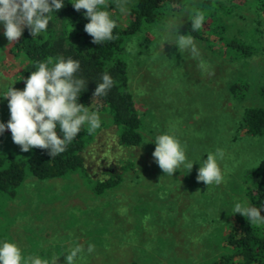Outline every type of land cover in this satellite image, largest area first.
Returning <instances> with one entry per match:
<instances>
[{"label": "rangeland", "instance_id": "1", "mask_svg": "<svg viewBox=\"0 0 264 264\" xmlns=\"http://www.w3.org/2000/svg\"><path fill=\"white\" fill-rule=\"evenodd\" d=\"M190 1L182 15L168 16L165 21H181V34L186 10H197L203 0ZM211 1H221L227 7L237 4L240 8L235 13L253 17L247 3L254 0ZM133 2L129 0L128 11ZM109 8L119 25L128 23V11L120 14L114 3ZM236 24L238 30H244L240 20ZM163 26L152 31L153 42L144 57L134 56L138 35L128 43L132 49L126 60L129 88L137 109L144 113L143 144L132 149L119 147L108 117L99 114L105 126L84 152L86 171L92 179L104 178L108 171H118L121 161H130L133 168L123 174L121 184L96 196L79 175L45 182L27 178L15 196L0 193V240L16 242L23 256L39 255L50 264H65V255L79 246L82 250L76 264H200L218 254L217 237L224 232L234 203H250L244 178L247 171L264 168V136L237 132L241 110L231 107L259 104L257 89L264 83V54L230 65L205 43L195 42L199 55L178 52L175 45L164 44ZM237 29L232 32L237 34ZM3 32L0 25V92L13 83L14 88L23 90L20 58L9 53L14 42L9 44ZM231 72L251 80L248 96L239 105L227 98L224 89ZM7 109L8 100L0 96V122L10 119ZM6 130L8 137L0 150L18 156L27 153ZM56 130L60 131L59 127ZM169 130L186 144L187 155L194 161L217 148L224 151L221 184L198 182L199 164H194L191 172L180 168L173 177L162 172L152 156L155 144L148 142ZM134 197L142 199L148 213L137 209L134 220H124L123 227L111 223L115 220L99 222L101 214L117 202L133 204L137 202ZM260 214L264 216V210ZM89 247L92 252L87 251Z\"/></svg>", "mask_w": 264, "mask_h": 264}, {"label": "trees", "instance_id": "2", "mask_svg": "<svg viewBox=\"0 0 264 264\" xmlns=\"http://www.w3.org/2000/svg\"><path fill=\"white\" fill-rule=\"evenodd\" d=\"M65 0V6L51 14V20L45 32L32 37L27 28L9 49L12 57L20 58L21 73L27 79L39 62L58 56L72 57L80 61V70L76 74L87 81L86 90L81 93L79 103L108 117L109 125L114 128L116 143L124 149H132L143 144L144 120L129 88L127 74L128 43L137 36L135 57L139 59L148 54L152 44V31L163 26L168 16L181 14L191 3L190 0H134L129 9V21L125 26L119 25L113 30L114 39L103 44L92 43V37L84 31L89 21L85 18L86 10L76 11ZM112 7V0H107ZM197 10L203 11L205 21L202 27L191 34L195 42L208 45L211 52L217 53L226 64L245 63L254 56L264 54V0H254L247 6L254 12L253 17L235 13L239 5L227 7L221 1L203 0ZM242 22L243 31L238 30L236 21ZM184 34L191 31L190 21L183 23ZM237 29V34L232 31ZM151 31V32H150ZM151 33V34H150ZM113 77L114 86L106 95L94 97L96 83L101 82L103 73ZM232 76L225 83L227 98L234 104L243 103L248 96L250 79ZM241 74V73H240ZM259 104L251 107L233 106V111H240L237 132L241 130L248 137L264 136V83L257 89ZM6 110V109H5ZM8 112L9 108L7 109ZM232 111V110H231ZM149 114V111H145ZM82 128L77 137L69 142L66 150L51 157L46 149L32 148L24 155H10L0 150V193L15 196L27 178L38 182L63 179L70 175H79L96 196L104 195L121 184L123 174L132 169L130 161L119 163L118 171H108L104 178L92 179L87 171L84 152L93 141L98 130ZM57 131V130H56ZM61 135L60 131L57 132ZM238 134V133H237ZM8 137L7 130L0 135V146ZM245 196L256 207L264 206V168L247 171L244 178ZM166 193V192H165ZM169 195V194H168ZM135 203H116L104 214L100 223L121 225L133 221L137 209L147 212L149 208L140 197H134ZM138 202L144 204L138 206ZM137 203V204H136ZM179 210V205L177 204ZM263 211V210H262ZM111 215L115 217L111 219ZM138 217V216H136ZM169 224V223H168ZM166 228V227H165ZM107 231V229H106ZM124 233L125 230H118ZM221 232V231H218ZM218 254L200 264H264V224L253 223L247 217L231 213L227 226L218 237ZM103 254V252H100Z\"/></svg>", "mask_w": 264, "mask_h": 264}, {"label": "clouds", "instance_id": "3", "mask_svg": "<svg viewBox=\"0 0 264 264\" xmlns=\"http://www.w3.org/2000/svg\"><path fill=\"white\" fill-rule=\"evenodd\" d=\"M129 0H112L120 14L128 11ZM73 9L86 10L85 18L89 21L84 31L92 37V43L103 44L114 39L113 30L116 20L113 18L107 0H71ZM65 6V0H0V25L3 35L9 44L21 37L25 28L32 37L45 32L51 20V14ZM187 20L190 21L191 31L181 34L180 22L170 19L163 26L164 44L175 45L179 51H189L199 55L192 32L200 29L206 17L203 11L186 10ZM163 44V46H164ZM131 47L128 51H131ZM203 66V62H202ZM80 61L72 57L58 56L54 60L47 59L39 62L35 70L24 79L23 90L7 87L0 96L8 100L10 119L0 122V135L6 129L10 130L13 142L20 146L22 152L32 148L46 149L53 157L66 150L69 142L77 137L83 128L95 130L101 126V118L96 111L79 103L82 92L86 90L87 81L77 76ZM101 82L96 83L94 97L106 95L114 86L113 77L105 72ZM57 127L61 135L57 134ZM148 143H154L152 153L155 163L164 174L173 177L178 169L184 168L191 172L194 164H199L196 179L206 186L219 185L223 181L220 162L224 151L217 148L207 153L206 158L198 157L195 161L187 155V146L173 131H161ZM264 206L256 207L246 200H237L233 212L247 217L250 222L264 223L261 211ZM81 247L72 248L65 255V264H76ZM92 252V247L87 249ZM0 264H50L48 259L37 256L25 257L20 246L10 240H0ZM55 264V261L52 262Z\"/></svg>", "mask_w": 264, "mask_h": 264}]
</instances>
